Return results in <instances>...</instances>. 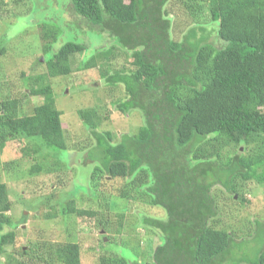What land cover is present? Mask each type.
<instances>
[{
  "label": "trees",
  "instance_id": "obj_1",
  "mask_svg": "<svg viewBox=\"0 0 264 264\" xmlns=\"http://www.w3.org/2000/svg\"><path fill=\"white\" fill-rule=\"evenodd\" d=\"M206 1L217 29L199 26L175 41L171 20L164 16L169 0H71L70 11L112 40L111 46L95 50L83 67L110 62L120 52L132 57V69L112 74L105 69L101 77L108 85L124 88L127 97L116 109L122 114L139 110L145 121L136 136L124 134L113 142L98 130L102 122L96 110L79 111L94 141L81 162L97 164L94 171L112 180H131L132 191H140L151 207L165 214L143 218L162 239L152 261L103 255L99 264H264V247L253 262L232 259L233 233L219 227L216 190L222 187L233 195L237 180L264 186V0ZM214 33L224 47H215ZM88 48L68 42L54 58L69 62ZM63 69L62 74L71 73L70 65ZM40 84L30 94L42 97L43 103L30 116L19 117L15 99L0 102V152L15 140L35 142V153L46 148L56 157L68 150L52 86ZM232 146L245 147L248 155L229 153ZM74 204L65 203L63 212L95 216ZM11 209L9 190L0 184V256H6L16 240L10 230ZM30 253V263L11 264H82L76 243H35Z\"/></svg>",
  "mask_w": 264,
  "mask_h": 264
},
{
  "label": "rangeland",
  "instance_id": "obj_2",
  "mask_svg": "<svg viewBox=\"0 0 264 264\" xmlns=\"http://www.w3.org/2000/svg\"><path fill=\"white\" fill-rule=\"evenodd\" d=\"M70 5L71 0H0V102L15 99L19 117L30 116L43 103V98L32 96L30 90L40 83L51 85L56 107L62 112L68 148L56 157L46 148L35 153L31 148L35 142L15 140L0 152V184L9 190L10 230L16 233L14 245L7 248L6 256H0V264L30 263L35 243H76L82 264H99L103 255L147 263L162 239L157 230L143 224V218H162L164 212L151 207L140 191H132L131 180H112L94 171L97 164L81 162L94 141L79 111L96 110L102 122L98 130L113 142L124 134L136 136L145 125L139 110L122 114L116 109L115 104L127 97L124 88L108 85L101 77L105 69L109 74L132 69L133 58L118 52L110 62L96 61L97 67L84 68L83 62L95 55V50L111 46L112 40L107 32L93 29L70 11ZM164 16L171 20L170 35L175 41H182L192 28L212 31L218 27L211 20L206 0L195 4L169 0ZM47 28L52 33L45 39ZM213 37L217 49L226 45L216 33ZM68 42L89 48L69 62L55 59V52ZM67 65L71 73L62 74ZM42 77L43 82L39 81ZM182 93L190 94L188 90ZM246 150L232 146L229 153L246 156ZM35 167L41 170L33 172ZM235 185L238 189L233 195L222 187L216 189L219 227L233 233L232 259L253 262L264 247V186L255 180H237ZM70 200L77 209L93 211L95 216L64 213V204ZM21 251L26 253L23 257Z\"/></svg>",
  "mask_w": 264,
  "mask_h": 264
}]
</instances>
